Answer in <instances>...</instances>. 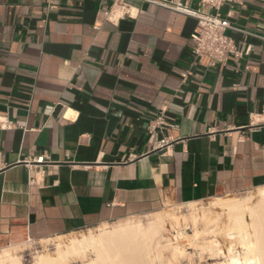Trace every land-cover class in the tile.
<instances>
[{
	"label": "crops",
	"instance_id": "obj_1",
	"mask_svg": "<svg viewBox=\"0 0 264 264\" xmlns=\"http://www.w3.org/2000/svg\"><path fill=\"white\" fill-rule=\"evenodd\" d=\"M200 2L0 0V249L264 187V0L214 64Z\"/></svg>",
	"mask_w": 264,
	"mask_h": 264
},
{
	"label": "bare ground",
	"instance_id": "obj_2",
	"mask_svg": "<svg viewBox=\"0 0 264 264\" xmlns=\"http://www.w3.org/2000/svg\"><path fill=\"white\" fill-rule=\"evenodd\" d=\"M215 204L226 211L222 230L229 235L236 231L237 241L246 253L241 257L235 247H230L229 264H241V260L244 264H264V192L256 203L230 199ZM171 219L177 222L175 217ZM165 224V217L157 216L146 223L127 220L98 232L72 236L65 245H58L54 255L42 253L33 264H71L79 258L87 260L83 264H167L164 252L171 242L164 234ZM13 246L2 248L0 264H23ZM89 255L92 257L88 258Z\"/></svg>",
	"mask_w": 264,
	"mask_h": 264
},
{
	"label": "rangeland",
	"instance_id": "obj_3",
	"mask_svg": "<svg viewBox=\"0 0 264 264\" xmlns=\"http://www.w3.org/2000/svg\"><path fill=\"white\" fill-rule=\"evenodd\" d=\"M262 192H264V187L222 198H209L175 206L167 205L158 212L132 216L66 235L27 241L13 246L12 249L23 264H33L37 256L42 253L54 255L58 245H65L68 238L72 236H79L89 231L98 232L103 227L111 228L127 220H140L146 223L153 217L164 216L166 221L164 234L170 239L172 245L166 248L164 252L167 264L169 262L170 264H229L231 259L230 247H235L241 257H244L246 253L242 244L237 241L236 231H232L233 235H229L222 230L225 225L226 211L217 206L215 201L248 199V201L256 203ZM172 217H175L177 222L171 219ZM91 257L88 256V258ZM86 261L79 258L72 260L71 264H83ZM241 264H244L243 260H241Z\"/></svg>",
	"mask_w": 264,
	"mask_h": 264
},
{
	"label": "built area",
	"instance_id": "obj_4",
	"mask_svg": "<svg viewBox=\"0 0 264 264\" xmlns=\"http://www.w3.org/2000/svg\"><path fill=\"white\" fill-rule=\"evenodd\" d=\"M240 0H201L202 8L182 7V11L194 16L197 24L191 34L193 41V55L198 58L208 56L212 64L225 62L230 55L239 57L243 55L234 40L227 34L229 28H234L231 22L222 16L221 8L225 3H238ZM181 7V6H180ZM208 8L215 12L208 11ZM109 10H102L105 19L108 18ZM2 122V121H0ZM162 122H158L160 124ZM2 126H9L4 123ZM165 142V140H164Z\"/></svg>",
	"mask_w": 264,
	"mask_h": 264
}]
</instances>
